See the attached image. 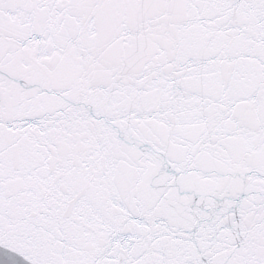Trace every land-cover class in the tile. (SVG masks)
<instances>
[{
  "label": "snow or ice",
  "instance_id": "snow-or-ice-1",
  "mask_svg": "<svg viewBox=\"0 0 264 264\" xmlns=\"http://www.w3.org/2000/svg\"><path fill=\"white\" fill-rule=\"evenodd\" d=\"M0 264H264V0H0Z\"/></svg>",
  "mask_w": 264,
  "mask_h": 264
}]
</instances>
